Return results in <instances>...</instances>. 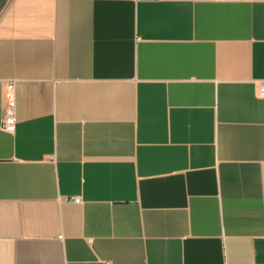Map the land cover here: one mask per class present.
<instances>
[{
  "label": "crops",
  "instance_id": "1",
  "mask_svg": "<svg viewBox=\"0 0 264 264\" xmlns=\"http://www.w3.org/2000/svg\"><path fill=\"white\" fill-rule=\"evenodd\" d=\"M262 82L264 0H0V264H264Z\"/></svg>",
  "mask_w": 264,
  "mask_h": 264
},
{
  "label": "built area",
  "instance_id": "2",
  "mask_svg": "<svg viewBox=\"0 0 264 264\" xmlns=\"http://www.w3.org/2000/svg\"><path fill=\"white\" fill-rule=\"evenodd\" d=\"M260 95L264 96V82L260 85L259 88ZM6 101H7V115L4 120V128L8 131H15L16 129V92H15V84L14 82H10L7 85L6 89ZM76 202L81 200L80 197H75Z\"/></svg>",
  "mask_w": 264,
  "mask_h": 264
}]
</instances>
